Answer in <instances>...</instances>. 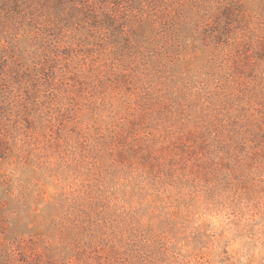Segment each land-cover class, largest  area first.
I'll return each mask as SVG.
<instances>
[{
  "label": "rangeland",
  "instance_id": "obj_1",
  "mask_svg": "<svg viewBox=\"0 0 264 264\" xmlns=\"http://www.w3.org/2000/svg\"><path fill=\"white\" fill-rule=\"evenodd\" d=\"M0 264H264V0H0Z\"/></svg>",
  "mask_w": 264,
  "mask_h": 264
}]
</instances>
